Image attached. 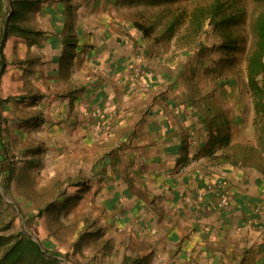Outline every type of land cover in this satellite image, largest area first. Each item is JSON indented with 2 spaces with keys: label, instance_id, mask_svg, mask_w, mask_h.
I'll list each match as a JSON object with an SVG mask.
<instances>
[{
  "label": "crops",
  "instance_id": "obj_1",
  "mask_svg": "<svg viewBox=\"0 0 264 264\" xmlns=\"http://www.w3.org/2000/svg\"><path fill=\"white\" fill-rule=\"evenodd\" d=\"M126 3L27 0L29 34L4 40L1 56L27 63L15 80H30L32 68L41 82L46 120L28 123L50 137L61 196L37 213L46 230L55 217L72 235L32 233L60 261L25 231L13 240L0 231V264H264V146L249 139L260 123L252 109L229 107L233 96L225 106L188 90ZM77 227L90 244L98 234L93 248L78 251ZM107 241L119 244L116 255Z\"/></svg>",
  "mask_w": 264,
  "mask_h": 264
},
{
  "label": "rangeland",
  "instance_id": "obj_2",
  "mask_svg": "<svg viewBox=\"0 0 264 264\" xmlns=\"http://www.w3.org/2000/svg\"><path fill=\"white\" fill-rule=\"evenodd\" d=\"M207 2L209 0H127L125 9L130 12L134 25L147 35V42L154 45V51L158 55L164 54L176 64L178 69L176 72L183 78L188 90H194L202 98H222L224 101L219 103L225 106L228 104L226 102L232 99L229 97L233 96L234 99L229 107H238L241 104L245 112L252 109L251 118H257L256 122L260 124L257 128L251 127V138L249 139L252 145L258 143L264 146V95L259 96L257 89L250 83L248 60L254 44L251 28L252 11H256V7L259 8V3L256 0H240L247 8V20L240 24L241 28L233 27V30L235 33L243 34L246 38L245 49L239 44L242 48L239 47L238 50L225 53L221 48L222 33L213 28L214 26L209 21H206L203 28L198 31L193 20L194 11L202 5H207ZM26 4L27 0H13L12 5H9L8 0H0V38L1 36L3 38V34L6 33L5 41L7 39L9 42L11 38L9 35L12 33H18L17 36L29 34L28 13L24 9ZM175 16H179L180 19L174 31L166 33L169 21ZM3 29L5 31L2 34ZM127 36L130 35L127 33ZM15 64L20 67L13 66ZM26 64L24 58L18 60L10 57L4 58L0 51V231L9 233L11 240L27 233L32 241H36V246L42 248L41 243L34 238L33 232L39 230L41 234H46L50 228L52 234H55L58 232L57 228L61 227L60 234L72 235V233H70L71 228L66 229L55 217L54 226L56 227L51 225L46 230L48 223L41 216L42 213H37V209L46 206L41 210L43 212L61 195L58 193V176L52 168L53 148L50 137L49 135L43 136L41 123H28L31 119L46 120L38 105V100L41 98H37L38 83L41 87V82L35 80L32 68L29 69V74L32 76L30 80H25V83L15 80L20 78L18 76L20 73L25 74ZM10 73H12L11 78ZM255 81L258 86L264 87V70L256 75ZM19 86L23 90L21 93L16 91ZM63 181L67 182V187L71 183L68 176ZM2 195L11 204L10 212L6 206L2 208L4 204ZM31 201L34 202L29 204ZM25 203L29 207L26 208L27 214L22 209ZM35 219L39 224L33 229L30 225ZM30 220L32 222L29 224ZM75 224H78L77 220ZM75 230L79 233L76 231L74 235L77 233L81 235L78 251H88L93 248L94 244H97V233L93 239L94 243L90 244L86 241L88 239L87 229L77 227ZM131 232L127 230L126 235H130ZM124 239L123 242H131L129 237ZM102 241L105 242V240ZM105 246L110 253L116 249V254L120 251L119 244L116 242L107 241ZM22 248L23 245L19 244L15 250L22 251ZM49 249L42 248L62 261L61 254H59L61 252ZM116 254L114 252V255ZM114 260L118 261V258L116 260L113 256L109 262L113 263ZM149 262L161 264V261L157 259H153L152 262L139 260L137 264H148ZM127 263L126 259L121 262V264ZM191 264H194L193 261Z\"/></svg>",
  "mask_w": 264,
  "mask_h": 264
},
{
  "label": "trees",
  "instance_id": "obj_3",
  "mask_svg": "<svg viewBox=\"0 0 264 264\" xmlns=\"http://www.w3.org/2000/svg\"><path fill=\"white\" fill-rule=\"evenodd\" d=\"M256 2L259 3V8L256 7L257 10L252 11L251 28L254 35V44L248 56L249 79L250 83L253 84L252 86L257 89L259 96H261L264 95V87L258 86L255 77L264 70V0H256ZM246 16L247 8L240 0H209L207 5H202L194 11L193 20L198 31L203 28L206 21H209L214 26L213 28L219 30L222 33L221 48L227 53L238 50L242 46L245 49L246 38L243 34L235 33L233 27L235 29L241 28L240 24L247 20ZM179 19V16H175L169 21L166 33L174 31ZM5 38L6 33L3 34L0 51Z\"/></svg>",
  "mask_w": 264,
  "mask_h": 264
},
{
  "label": "built area",
  "instance_id": "obj_4",
  "mask_svg": "<svg viewBox=\"0 0 264 264\" xmlns=\"http://www.w3.org/2000/svg\"><path fill=\"white\" fill-rule=\"evenodd\" d=\"M149 84V83H148ZM223 204H225V201H222Z\"/></svg>",
  "mask_w": 264,
  "mask_h": 264
}]
</instances>
